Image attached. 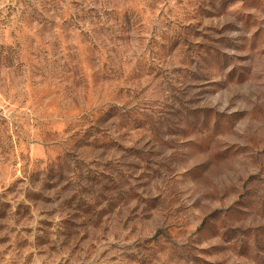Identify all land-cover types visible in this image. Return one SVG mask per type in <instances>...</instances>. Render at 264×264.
Instances as JSON below:
<instances>
[{
  "label": "rangeland",
  "instance_id": "374dc122",
  "mask_svg": "<svg viewBox=\"0 0 264 264\" xmlns=\"http://www.w3.org/2000/svg\"><path fill=\"white\" fill-rule=\"evenodd\" d=\"M0 264H264V0H0Z\"/></svg>",
  "mask_w": 264,
  "mask_h": 264
}]
</instances>
